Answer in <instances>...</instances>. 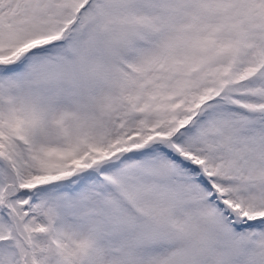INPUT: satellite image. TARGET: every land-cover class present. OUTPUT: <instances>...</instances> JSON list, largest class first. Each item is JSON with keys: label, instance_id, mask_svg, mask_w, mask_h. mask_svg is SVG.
Wrapping results in <instances>:
<instances>
[{"label": "snow or ice", "instance_id": "obj_1", "mask_svg": "<svg viewBox=\"0 0 264 264\" xmlns=\"http://www.w3.org/2000/svg\"><path fill=\"white\" fill-rule=\"evenodd\" d=\"M0 264H264V0H0Z\"/></svg>", "mask_w": 264, "mask_h": 264}]
</instances>
